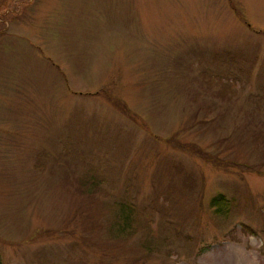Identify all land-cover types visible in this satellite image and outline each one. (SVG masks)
Returning <instances> with one entry per match:
<instances>
[{
    "label": "rangeland",
    "instance_id": "rangeland-1",
    "mask_svg": "<svg viewBox=\"0 0 264 264\" xmlns=\"http://www.w3.org/2000/svg\"><path fill=\"white\" fill-rule=\"evenodd\" d=\"M0 257L264 264V0H0Z\"/></svg>",
    "mask_w": 264,
    "mask_h": 264
},
{
    "label": "trees",
    "instance_id": "trees-1",
    "mask_svg": "<svg viewBox=\"0 0 264 264\" xmlns=\"http://www.w3.org/2000/svg\"><path fill=\"white\" fill-rule=\"evenodd\" d=\"M223 196H224V195H222V194H219L218 196H215V197L212 199V201H211V205L214 206L215 203H217L219 200L223 199ZM122 209H123V207H121L120 210L122 211ZM121 213H122V215L126 214V213L123 212V211H122ZM243 227H244L245 229H247L248 231H250V232L253 231V230H251L247 225H243ZM119 228H121L122 230H123V229H127L126 226H120ZM121 229H119V230H121ZM0 264H3L1 257H0Z\"/></svg>",
    "mask_w": 264,
    "mask_h": 264
}]
</instances>
